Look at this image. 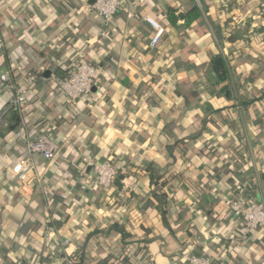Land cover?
Returning <instances> with one entry per match:
<instances>
[{"label":"crops","instance_id":"1","mask_svg":"<svg viewBox=\"0 0 264 264\" xmlns=\"http://www.w3.org/2000/svg\"><path fill=\"white\" fill-rule=\"evenodd\" d=\"M121 1L106 21L90 0H0V77L11 72L8 57L18 70L28 58L37 73L55 56L61 66L81 59L110 72L95 87L94 105H65L54 86L46 105L29 101L3 116L0 264H113L125 246L140 264H189L199 252L214 264H264V228L242 239L225 206L233 181L248 183L264 202V101L242 105L264 91V23L252 8L258 0ZM193 5L207 6L198 26L167 24L169 8ZM129 12L158 21L161 43L153 47V29ZM230 28L239 38L229 39ZM216 46L230 64L231 99L211 72ZM251 71L258 75L252 82ZM50 79L37 80L29 98L42 87L48 92ZM11 94L0 89V114ZM215 110L222 112L213 118ZM59 116L64 122L56 125ZM42 121L55 131L53 162L26 148L35 131L44 133ZM181 140H188L186 158L173 149ZM207 146L222 159L202 155ZM25 158L33 169L21 183L12 169ZM93 158L131 175L123 188H87ZM152 175L165 176L166 185L153 184Z\"/></svg>","mask_w":264,"mask_h":264},{"label":"built area","instance_id":"2","mask_svg":"<svg viewBox=\"0 0 264 264\" xmlns=\"http://www.w3.org/2000/svg\"><path fill=\"white\" fill-rule=\"evenodd\" d=\"M92 9L96 10L106 21H110L122 8L121 0H97ZM130 19L141 20L150 25L154 34L151 40L153 47H156L162 35L164 28L162 25L151 17L140 18L132 12L128 13ZM3 47V41L0 40V48ZM102 69L90 63L77 62L71 65L68 70V75L65 78H54L55 93L61 94L66 100V104L74 107L78 101H83L89 105L96 104L98 98L94 94V89L100 81ZM3 82H10V73H3L0 77ZM37 79L33 76L28 79H23L14 87V95L4 107L0 114V122L3 116L10 112H21L28 102V95L31 88L35 85ZM26 148L29 153L42 154L43 157L53 162L57 156V147L54 144L53 138L44 133H38L31 139L27 140ZM92 160V159H91ZM94 177L92 182L104 189H111L115 177L118 175L116 166L109 160L101 163L93 161ZM33 166L27 158L20 160L12 169L13 177L19 182L26 181L27 175L32 171ZM225 206L231 212L237 222L238 233L242 239L249 237L256 230L264 228V202H257L246 194V189L243 185L236 187V193L225 199ZM50 237V233L45 235ZM189 264H214L211 257H189ZM18 264H22L19 262ZM38 264H51L49 261H42ZM68 264H72L68 261Z\"/></svg>","mask_w":264,"mask_h":264},{"label":"trees","instance_id":"3","mask_svg":"<svg viewBox=\"0 0 264 264\" xmlns=\"http://www.w3.org/2000/svg\"><path fill=\"white\" fill-rule=\"evenodd\" d=\"M241 4H244V0H241L240 1ZM258 4H255L252 8L253 10H260V13H262L261 15V22L264 23V7H262V4L264 3V0H258ZM230 7V5H229ZM203 11L204 13L207 12V6L204 5L203 7ZM203 11L202 9H200L198 6L196 5H193L192 7H190L189 9L187 10H184V9H177V8H169L168 9V16H167V24L170 25L171 27L173 28H176L177 26H179V24L181 22H184L185 26L187 27V29H190V28H193V27H196L200 24V22L202 21V17H203ZM94 13H96L97 11H94ZM98 13V12H97ZM233 28H235V25L233 24L232 25ZM232 28V27H231ZM229 30L230 32V37L229 39L230 40H235L236 38H239L237 35H236V29H231ZM165 34L162 35L161 39H160V42L162 41V38L164 37ZM248 40V39H246ZM249 41V40H248ZM219 42H222V39H219ZM250 42V41H249ZM32 52V50H31ZM36 52L35 50L33 51V53ZM263 59L260 55H256V54H253V57H252V60L253 61H257L259 62V60ZM41 60V59H40ZM45 60V58H44ZM59 60H60V57L59 56H55L53 58L52 61H48L46 63V68L47 70L44 71V72H40V73H37L36 71L34 70H30L29 69V61H28V58L26 59V57H23L22 60H21V70H18L19 69V66H17L15 64V62L13 61V59L11 57H8V63H9V66H10V69H11V72H10V82L6 83V82H2L0 84V89L3 88V87H7L8 90H10L11 92H14V87L16 85L19 84L20 79L24 78V79H28L30 77H35L37 80H43V79H46V78H52L50 79V89L48 90V92H46V89H38V93L35 94V95H32L30 98H29V95H28V102L30 101V104L32 105H46L47 102L50 97L52 96V89L54 88L55 86V82H54V78H65L67 77L68 75V70L69 68L71 67L72 64L74 63H77V62H85V63H89V62H86L84 60H81V59H75V60H70L68 63H65V65H60L59 64ZM96 67H99L102 69V75H101V78L106 76L107 74H110L109 71H105V69L103 67H100L101 65H96V64H93V63H90ZM210 67H211V72L216 80V84L218 86H221L220 88V93L222 94V97L223 98H228V99H231L232 98V91H231V87H230V84H228V80H229V73H230V64L227 60V58L224 56V54L218 50V47L216 46V51L214 52V54L211 56L210 58ZM252 67V65H251ZM258 74L259 75H263L264 74V68H259L258 69ZM258 75H256L253 71L250 72V77L248 79V81L250 80V82H252L253 80L256 79ZM123 83L129 87L131 86L130 82L128 80H123ZM13 95L11 94L10 95V99ZM9 99V100H10ZM255 101H264V91H262L261 93V96L259 98H256L254 97V99H251L249 101H244L242 102V105H250V104H255ZM64 104L66 105V100L64 101ZM222 112V110H215L212 114V117L215 118V116L217 114H220ZM18 113V112H17ZM16 113L15 117H14V123L16 125H19L20 123V118H19V115ZM64 118L62 117H57V121H56V125H59V124H62L64 121ZM213 121V119H211ZM51 125H49V123L47 121H42V128H44V134L48 135V136H55V131L54 129H52L50 127ZM216 126L218 128H221V126L219 124H216ZM35 134L34 135H37L39 132L35 131L34 132ZM53 138V137H52ZM187 145H188V140H181V141H177L175 143V145L173 146V149H175L176 147H181V150H182V154L181 156L186 158L187 156ZM235 148V147H234ZM236 149V148H235ZM237 154H240L239 151L237 150H234ZM202 155H207V156H212V157H216L217 159H222L221 158V153L220 151L216 148V147H213V146H207L205 148V150H202L201 151ZM94 159V158H93ZM20 159L16 160L15 161V164L19 162ZM96 162H103L99 159H94ZM114 165L116 166L117 170H118V175L115 177L114 181H113V185H112V188L113 187H118L119 189L123 188L124 186V182L131 176V175H128L126 171L120 169L115 163ZM91 171H92V175L91 177L93 178L94 177V174H93V168L91 167ZM151 181L153 182V184H158L160 182V180L162 179H165V176H157V177H154L153 175L151 176ZM167 179H165L163 182H162V185L165 186L166 183H167ZM87 188L91 189V190H96V189H100L101 187L95 185L93 182H92V179L90 180H85V182L83 183ZM243 185L244 188L246 189V194L250 197V199L254 200L253 197L251 196L250 194V189H249V184H244V183H239L238 181H233L231 182V186H230V190H231V194H235L236 193V187L238 185ZM117 188V189H118ZM104 189V188H102ZM107 190V189H105ZM108 191V190H107ZM255 201V200H254ZM53 227V226H52ZM191 257H206V255H203L202 252H199V253H196L194 255H192ZM22 264H27V263H23L21 262ZM140 263H144V262H140ZM139 263V260L136 259L133 255V249L129 246H125L121 252L119 254H117L115 256V259H114V263L113 264H140Z\"/></svg>","mask_w":264,"mask_h":264},{"label":"water","instance_id":"4","mask_svg":"<svg viewBox=\"0 0 264 264\" xmlns=\"http://www.w3.org/2000/svg\"><path fill=\"white\" fill-rule=\"evenodd\" d=\"M97 0H90V5H94L96 3ZM95 90V89H94Z\"/></svg>","mask_w":264,"mask_h":264}]
</instances>
